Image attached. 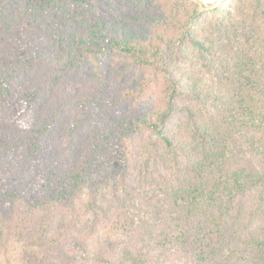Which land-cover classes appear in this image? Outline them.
Returning a JSON list of instances; mask_svg holds the SVG:
<instances>
[{"label":"trees","instance_id":"1","mask_svg":"<svg viewBox=\"0 0 264 264\" xmlns=\"http://www.w3.org/2000/svg\"><path fill=\"white\" fill-rule=\"evenodd\" d=\"M5 229L20 264H264V0H0Z\"/></svg>","mask_w":264,"mask_h":264},{"label":"rangeland","instance_id":"2","mask_svg":"<svg viewBox=\"0 0 264 264\" xmlns=\"http://www.w3.org/2000/svg\"><path fill=\"white\" fill-rule=\"evenodd\" d=\"M219 0L218 2H220ZM9 113L12 116L22 114V122H28L31 117V112L24 107L22 101L18 99H11L9 102ZM99 236L101 239H120L123 237L121 231L113 229H101L99 230ZM94 249V245L91 244ZM92 248L90 251H84L76 246L70 248V253L76 255L79 260L83 261L85 264H92L94 261ZM22 246L9 234L8 230L5 229L1 243H0V264H20L22 261ZM172 261V260H171ZM178 261V262H177ZM172 261L170 264H181L179 260Z\"/></svg>","mask_w":264,"mask_h":264},{"label":"water","instance_id":"3","mask_svg":"<svg viewBox=\"0 0 264 264\" xmlns=\"http://www.w3.org/2000/svg\"><path fill=\"white\" fill-rule=\"evenodd\" d=\"M200 2H202L203 4H210V3H216L219 0H198Z\"/></svg>","mask_w":264,"mask_h":264}]
</instances>
